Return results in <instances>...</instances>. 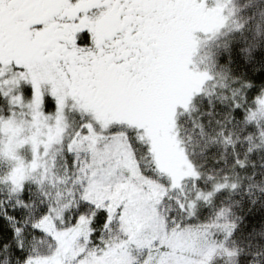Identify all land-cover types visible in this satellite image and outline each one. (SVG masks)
Instances as JSON below:
<instances>
[{
	"label": "snow or ice",
	"instance_id": "1",
	"mask_svg": "<svg viewBox=\"0 0 264 264\" xmlns=\"http://www.w3.org/2000/svg\"><path fill=\"white\" fill-rule=\"evenodd\" d=\"M210 11L208 0H0V67L7 59L15 72L24 73V90L33 100L32 75L49 78L38 108L55 110L53 131L57 124L71 123L65 159L71 157V167L82 178L73 193L75 207L67 209L70 222L59 219L67 206L43 194L37 203L30 190L13 185L0 200L4 264H86L89 259L146 264L147 258L140 261L130 253L136 242L132 221L160 212L181 191L176 175L161 166L155 146L171 141L179 153L181 144L173 140L175 114L189 99L204 95L191 87L202 74L189 53L197 33L213 36L223 26L206 18ZM252 23L259 36L264 10L248 17L247 24ZM247 24L238 25L233 40L217 46L236 85L232 120L247 115L264 94V41L245 35ZM241 93L243 103H238ZM0 100L10 97L0 92ZM12 107L9 103V116ZM213 109L209 102L199 117L201 125L206 117L210 122ZM249 203L254 211L257 201ZM258 215L256 222L250 211L240 223L264 230V209ZM49 219L66 239L85 222L84 251L73 257L64 253L55 232L42 227ZM192 219L189 206L178 201L174 210L168 209L166 222L175 228ZM114 231L119 233L115 238ZM153 246L167 247L159 238ZM249 258L264 264V254Z\"/></svg>",
	"mask_w": 264,
	"mask_h": 264
},
{
	"label": "rangeland",
	"instance_id": "2",
	"mask_svg": "<svg viewBox=\"0 0 264 264\" xmlns=\"http://www.w3.org/2000/svg\"><path fill=\"white\" fill-rule=\"evenodd\" d=\"M208 4L211 11L206 14V18L216 25L223 26L219 27L213 36H207L203 32L197 33L189 53L194 69L202 74L199 80L193 81L191 87L206 93L212 91L209 80L213 75L221 73L220 68L216 66L215 50L217 52L219 49L217 46H221L223 40H228L231 33L233 34L242 23L243 2L242 0H208ZM4 62L7 67L6 69L0 67V77H4L5 73H8V76L0 80V92L10 97V100H2L3 104H0V200L10 189L14 190L13 185L26 187L28 179L38 182L41 177L45 180V175L49 174L50 182L42 184L49 188V193L54 194L51 197H57L59 207L67 206L65 213H62L59 219L70 222L67 209L75 207L73 193L79 190V182L82 179L71 167V157L65 159L66 137L71 134L72 125L63 122L57 124L53 131L52 117L55 112L48 115L38 108L41 90L44 91L48 87L47 76L32 75L31 78L36 80V98L33 100L31 97L27 100L21 91L20 73L17 75L10 70L7 59ZM190 102L191 99L175 114L174 125L177 136L173 137V140L178 138L180 144L178 122L190 110ZM9 103L13 105L11 116L5 115L3 108L7 106L9 110ZM178 103H183V99L178 100ZM256 104L257 106L249 108L248 120L255 129H258L257 131L260 130V133L264 134V94L259 97ZM62 138H64L63 143H61ZM155 147L158 156L161 157V166L176 175V184H181V191L173 193L171 199L165 202L166 207L160 212L153 211L133 218L136 242L130 249L131 256L140 261H145L147 258L146 264H209L218 251L224 250L220 244H217L214 235L217 232H230L231 222L228 215L222 210L216 215L202 217L201 222L197 219L191 221L192 223L185 220L183 226L178 224L175 228L168 224L166 222L168 209L174 210L178 201L184 203L186 201L184 199L190 197L191 206H194L203 198L194 194L192 183L196 171L193 160L182 145L179 153L172 148L171 141L165 140ZM33 197L39 203L40 194L34 192ZM57 226L58 224L52 219L42 223V227L49 232H55ZM88 231L87 224L82 222L77 232L67 239L65 233L55 232V234L62 241L63 252L73 257L78 252L84 251L85 242L82 236ZM117 235L119 233L115 231L112 233L113 238ZM157 238L167 246L166 249L149 247ZM0 264H4L3 259L0 260ZM81 264H85V261ZM86 264H96L95 259L87 260Z\"/></svg>",
	"mask_w": 264,
	"mask_h": 264
},
{
	"label": "trees",
	"instance_id": "3",
	"mask_svg": "<svg viewBox=\"0 0 264 264\" xmlns=\"http://www.w3.org/2000/svg\"><path fill=\"white\" fill-rule=\"evenodd\" d=\"M242 2L240 25L247 24L249 16L264 10V0H242ZM244 34L250 38L255 36L256 41H264V24L260 27L259 36H256L254 23L247 24ZM237 35L238 28L233 34L231 33L228 40H223L221 47ZM215 55L216 66L220 68L221 73L213 75L209 80L212 91L204 92V95L198 96L194 102L191 100L190 110L178 122L181 145L193 160L196 171L192 183L194 194L203 198L194 206H191L190 197L184 199L186 200L184 203L195 213L191 221L196 219L200 221L202 217L213 216L224 210L231 222L230 232H217L214 235L217 244H220L224 250H221L220 256H216L209 264H260L259 261L245 258L264 254V235L261 234L264 230L257 228L255 224L249 230L248 221L240 223V218L248 216L251 211L253 218L259 222L258 214L264 209V134H261L260 130L257 131L258 129L249 122L248 115L236 114V119H231L233 113L229 109L234 99L232 92L236 85L227 66L219 60V49L217 52L215 50ZM3 67L5 69L7 67L5 62ZM10 70L18 75L12 67ZM20 75L21 91L28 100L31 96L24 90L27 86L25 74L20 73ZM47 88L44 90L45 93L48 92ZM261 95L255 98L254 104L249 108L257 106L256 103ZM209 102L214 105L213 115L210 122L206 117L204 124L201 125L199 117L209 110ZM237 102L243 103L242 93ZM0 104H3L2 100ZM3 108L5 115L8 116L7 106ZM44 112L50 115L55 110L51 113L46 110ZM48 175H45V180L41 177L38 182L35 181L36 183L28 179L26 188L33 193L37 192L40 196L43 194L50 200L54 198L57 200V197H51L54 194L49 193V188L44 186L50 182L49 179L51 180ZM180 185L175 186L180 187ZM250 201H257L254 211Z\"/></svg>",
	"mask_w": 264,
	"mask_h": 264
}]
</instances>
